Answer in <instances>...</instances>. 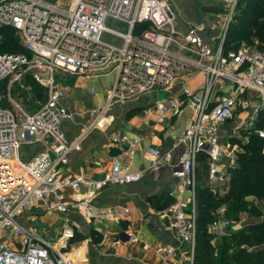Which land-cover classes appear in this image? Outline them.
I'll return each instance as SVG.
<instances>
[{
  "label": "built area",
  "instance_id": "2783aa9c",
  "mask_svg": "<svg viewBox=\"0 0 264 264\" xmlns=\"http://www.w3.org/2000/svg\"><path fill=\"white\" fill-rule=\"evenodd\" d=\"M215 1L219 5L222 34L213 47L193 30L181 32L176 28V13L167 0H0V27L14 29L26 52H0V88L6 79L11 77L14 83L26 75L47 90L45 102L32 113L16 104L14 110L6 109L0 95V264H76L69 254L57 249L70 248L69 242L74 238L71 229H65L53 243L45 237V229L40 236L22 224L18 216L28 205L44 203L46 211L58 214L66 213L72 206L87 220H118L117 212L95 208L85 201L70 205L63 200L64 189L77 192L82 185L94 189L126 185L137 182L138 173H128L116 158H110L109 168L97 182L83 175L60 181L57 169L67 165L69 153L78 147L82 137L111 122V106L168 86L189 68L199 69L205 76L203 93L197 97L185 90V100L154 104L161 121L178 112L185 101L195 109V117L181 139L185 149L171 172L182 180L184 188L194 190L196 159L203 153L210 163L209 179L219 184L225 182L217 162L232 156L237 147L221 146L219 129L233 118L240 107L239 100L254 104V113L264 112V49L244 42L237 49L224 51V40L240 0ZM108 22L125 26V32L108 27ZM137 29L140 31L136 33ZM104 34L115 37L121 45L103 40ZM56 72L86 79L111 72L115 81L103 107L70 112L63 104L66 90L55 81ZM219 80L231 88L210 106ZM83 114L89 115L90 122L76 140L68 142L61 130L62 123ZM247 126L262 141L264 153V126L256 128L252 120ZM125 140L123 134L113 136L108 148L115 146L131 155L134 145L127 146ZM32 145L40 148L22 160L21 149ZM146 155L150 168L157 170L158 149L149 148ZM94 166L102 167V162L96 161ZM164 212L165 230L189 244L193 257L195 210L186 201L177 200ZM231 227L230 220L219 216L209 225L218 239L226 236ZM127 236L134 243L136 239L131 234ZM122 243L127 242L121 237L112 242ZM172 252L170 247L158 249L159 254ZM162 264L170 263L162 260Z\"/></svg>",
  "mask_w": 264,
  "mask_h": 264
},
{
  "label": "crops",
  "instance_id": "0c3cea01",
  "mask_svg": "<svg viewBox=\"0 0 264 264\" xmlns=\"http://www.w3.org/2000/svg\"><path fill=\"white\" fill-rule=\"evenodd\" d=\"M167 1L176 13V28L179 31L193 30L205 42L213 47L217 45L222 34V21L219 5L215 0ZM226 42L227 40H224V51L236 49L244 43L240 42L238 45L237 40L230 44ZM55 81L66 90L63 104L70 112L75 110L88 112L103 107L106 94L114 84L115 74L110 72L95 79H86L83 76L58 72ZM204 82L205 76L199 69L189 68L168 86L144 94L135 100L111 106L109 109L111 122L93 129L82 137L78 147L69 153L67 165L57 169L60 181L83 175L89 181L97 182L109 168L110 158H116L128 169V173H138L140 179L126 185H108L102 189L82 185L77 192L69 188L64 189L63 200L70 205L85 201L95 208L117 212L118 220H87L72 206L66 213L58 214L46 211L44 203L28 205L18 216V220L40 236L45 229L44 235L49 241H56L65 229H71L74 238L69 242L70 248L57 249L69 254L76 264H162V260L170 264H192L190 245L182 242L174 233L165 230L167 217L162 203L169 199L184 200L190 205V209L195 210L196 216L198 187L204 185L215 197L226 194V190L232 184L233 170L238 166V155L242 151L238 153L234 151L232 156L223 157L217 162L219 172L225 175L223 184L209 179V160L203 153L199 154L195 166V188L194 190L184 188L182 180L172 175L171 168L179 161L185 149L181 139L195 117L194 106L185 101L178 112L161 121L154 111V104L162 100H185V90L198 97L204 91ZM230 88L231 85L227 82L219 80L213 90L210 106L215 103V99L226 96ZM251 97L254 98L255 95L252 93ZM239 105L238 110L240 108L241 110H237V114H235L237 111L234 112L233 118L220 126L219 143L223 147L230 148L234 145L238 147L239 142L244 145L249 141L253 128H248V121L252 120L256 128L263 125L261 121L263 112L254 113V104L247 105L239 100ZM90 120L89 115L83 114L63 122L61 130L67 141L76 140L83 132L84 125ZM120 134L126 137L127 146L134 145L131 155L115 146L108 148L109 140ZM39 148L40 146H37L36 150ZM149 148H156L160 152V166L157 170L150 168L151 162L146 155ZM96 161L102 162V167H95ZM225 212L226 206L219 205L212 214L225 218ZM149 214L152 217L150 223L145 219ZM226 219L231 221L232 227L223 238H216L209 229L210 224H207L206 231L214 256L220 251L218 245L222 239L244 231L243 220L237 223L230 218ZM38 221L40 226L42 225L41 228L34 227V225L37 227ZM128 234L136 239L134 243L128 241ZM117 237H121L127 243L112 244ZM162 247L173 249L172 254H159L158 249Z\"/></svg>",
  "mask_w": 264,
  "mask_h": 264
},
{
  "label": "trees",
  "instance_id": "16d2710c",
  "mask_svg": "<svg viewBox=\"0 0 264 264\" xmlns=\"http://www.w3.org/2000/svg\"><path fill=\"white\" fill-rule=\"evenodd\" d=\"M242 2V0L239 1L234 22L228 29L225 41L227 40L226 43L230 44L237 40L236 44L245 42L262 50L264 49V0H245L243 6ZM139 31L140 29H137L136 33ZM16 43L17 41L10 38L9 46L0 47V52L25 54L26 52L20 43ZM262 114L263 125H260L259 128L264 126V112ZM261 146H263L262 141L255 134H250L249 142L244 146V152L238 155V166L233 170L231 176L232 184L223 196L215 197L204 185L198 187L196 198V227L198 231L194 264H264V250L249 254L245 249H237L233 254L228 253V249L231 250L230 245L235 248L249 245V239L245 237H252L255 246L261 245V236L264 231L263 223L250 227L247 233L241 231L239 234H234L231 240L222 239L223 241L218 245L220 251H218L217 256L213 255V249L209 243L210 237L206 231L207 224L209 225L216 218V215L212 213L217 206L225 205V218L231 219L235 217L236 211L246 208L245 197L249 195L259 197L264 193V153ZM166 201V203H162L164 209L174 202L170 199ZM245 257L251 259L244 261Z\"/></svg>",
  "mask_w": 264,
  "mask_h": 264
},
{
  "label": "rangeland",
  "instance_id": "374dc122",
  "mask_svg": "<svg viewBox=\"0 0 264 264\" xmlns=\"http://www.w3.org/2000/svg\"><path fill=\"white\" fill-rule=\"evenodd\" d=\"M242 1H243L242 6H243V4L245 3V0H242ZM107 26L115 30L122 31V32H125L126 30L125 26L123 25L119 26L115 23L108 22ZM10 38H13L15 41H17L16 44L20 43V37L18 36L17 32L14 29L10 27H4V26L0 27V47L3 48L6 46H9L8 42ZM102 38L103 40L107 42H110V43L117 42L118 45H121L118 39H116L115 37H111L110 35L104 34ZM57 73L58 72H56L55 75H57ZM11 82H12V78L10 77L6 79V81L3 83V87L0 88L2 106L5 107L6 109L8 110L11 109L12 111L15 109L14 107L16 104L20 106L25 112L31 113L39 109L40 105L44 103L46 96H47V90L43 85L36 84L30 77H27L26 75L19 81H16L14 83H11ZM5 87H6V90H5ZM159 96H161V93ZM240 110L241 108L238 111ZM238 111L235 114H237ZM248 142L244 143V146L247 145ZM238 144L239 145L236 148V153L241 152V151L243 153L245 149L243 144L241 142H239ZM36 147L37 145L24 146L20 151L21 159L25 160V158L28 157L32 152L37 151ZM226 191L228 192V190ZM223 195L224 193L222 194V196ZM244 201H245L244 204L246 208L244 210L240 209L239 211H236L235 217L231 218V220L237 223L243 220L244 221L243 229L245 233H247L250 227L255 226L257 224H262V223L264 224V193L261 194V196L259 195V197H256L254 195H249L245 197ZM38 226H40L39 221L37 222V227L36 225H34V227L38 228ZM227 238L229 240L232 239V237H227ZM245 238L249 239V243H248L249 245L246 244L244 246H241L240 248H235L233 245H230L231 254H233L237 249H245V251H247V253L249 254H252V252H255V251L264 250V231L261 236L262 238L261 245L255 246V244L252 241V237H245ZM54 242L55 240L53 241V243ZM209 242H210V239H209ZM75 247H79V246H75ZM194 255L195 253L193 254V257L190 256L192 260V264H194ZM250 259L251 258L249 257L247 258L245 257L244 261H248Z\"/></svg>",
  "mask_w": 264,
  "mask_h": 264
},
{
  "label": "water",
  "instance_id": "95a60500",
  "mask_svg": "<svg viewBox=\"0 0 264 264\" xmlns=\"http://www.w3.org/2000/svg\"><path fill=\"white\" fill-rule=\"evenodd\" d=\"M152 217H151V215L149 214V215H147L146 217H145V219H146V221H148L149 223L152 221V219H151Z\"/></svg>",
  "mask_w": 264,
  "mask_h": 264
}]
</instances>
